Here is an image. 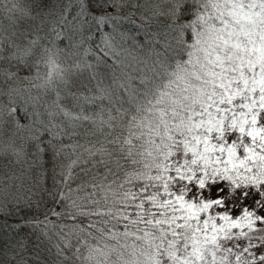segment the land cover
I'll return each mask as SVG.
<instances>
[{
	"label": "snow or ice",
	"instance_id": "6c2138e0",
	"mask_svg": "<svg viewBox=\"0 0 264 264\" xmlns=\"http://www.w3.org/2000/svg\"><path fill=\"white\" fill-rule=\"evenodd\" d=\"M0 264H264V0H0Z\"/></svg>",
	"mask_w": 264,
	"mask_h": 264
}]
</instances>
